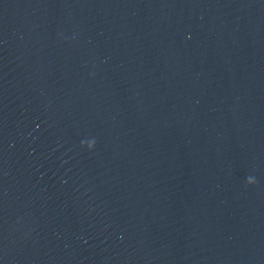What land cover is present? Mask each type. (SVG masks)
I'll return each mask as SVG.
<instances>
[{
  "label": "water",
  "instance_id": "95a60500",
  "mask_svg": "<svg viewBox=\"0 0 264 264\" xmlns=\"http://www.w3.org/2000/svg\"><path fill=\"white\" fill-rule=\"evenodd\" d=\"M0 264H264V0H0Z\"/></svg>",
  "mask_w": 264,
  "mask_h": 264
}]
</instances>
